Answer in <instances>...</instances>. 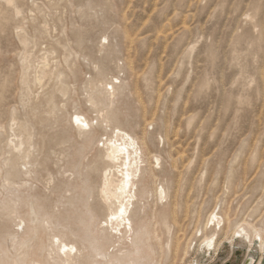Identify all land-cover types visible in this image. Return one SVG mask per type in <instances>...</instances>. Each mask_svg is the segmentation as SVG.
<instances>
[{"label": "rangeland", "instance_id": "obj_1", "mask_svg": "<svg viewBox=\"0 0 264 264\" xmlns=\"http://www.w3.org/2000/svg\"><path fill=\"white\" fill-rule=\"evenodd\" d=\"M114 127L142 146L156 264H256L233 226L264 224V0H0V264H53L54 234L84 229L83 181L109 217L96 154Z\"/></svg>", "mask_w": 264, "mask_h": 264}, {"label": "bare ground", "instance_id": "obj_2", "mask_svg": "<svg viewBox=\"0 0 264 264\" xmlns=\"http://www.w3.org/2000/svg\"><path fill=\"white\" fill-rule=\"evenodd\" d=\"M13 1L8 0V2ZM74 120L77 122L78 130L87 137L92 135L98 124L96 122L94 125L93 121L79 113L74 114L72 122ZM96 156L102 157V161H107L108 164L98 198L109 209V217L100 220L96 217L94 204L90 203L92 199L94 202L96 195L83 181V197L79 204L84 229L76 232L64 228L55 233L49 244L51 262L53 264H156L159 259L155 247L160 244V235L156 233L155 225L145 218V214L142 215L140 212L137 219L134 213L136 201L144 194L142 182L145 169L142 167V146L129 132L121 127H114L112 136L105 138ZM113 167L118 168L117 178L108 172ZM163 192L161 190L158 194L160 200L163 199ZM35 212L40 211L35 210ZM167 218L166 213L162 215L165 225ZM229 220V215L221 207L218 209L216 205L205 224L208 231L204 232L203 228H198L197 233L202 232V238L209 246H213ZM46 225L49 230L54 231L51 221L46 220ZM233 229V237L237 236L240 247L247 246V255H254L252 250L258 252L260 258L256 264H262L264 224L257 226L251 222L235 223ZM75 236H78L76 237L78 244L68 240L74 239Z\"/></svg>", "mask_w": 264, "mask_h": 264}, {"label": "water", "instance_id": "obj_3", "mask_svg": "<svg viewBox=\"0 0 264 264\" xmlns=\"http://www.w3.org/2000/svg\"><path fill=\"white\" fill-rule=\"evenodd\" d=\"M254 262H255L254 258H253V257H249V258L247 259V262H245V263H246V264H249V263L254 264Z\"/></svg>", "mask_w": 264, "mask_h": 264}]
</instances>
